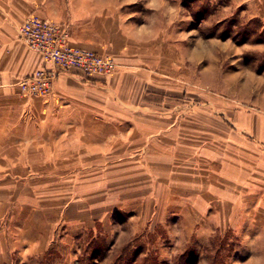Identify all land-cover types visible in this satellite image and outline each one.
<instances>
[{
  "label": "crops",
  "instance_id": "1",
  "mask_svg": "<svg viewBox=\"0 0 264 264\" xmlns=\"http://www.w3.org/2000/svg\"><path fill=\"white\" fill-rule=\"evenodd\" d=\"M228 1L264 26V0ZM30 15L66 27L70 46L111 56L115 73L70 71L48 97L22 94L19 82L44 66L17 33ZM130 17L113 0H0V263L43 256L54 235L99 221L107 205L167 193L191 235L252 227L264 239V109L224 106L211 138L184 97L190 86L151 46L158 36Z\"/></svg>",
  "mask_w": 264,
  "mask_h": 264
},
{
  "label": "rangeland",
  "instance_id": "2",
  "mask_svg": "<svg viewBox=\"0 0 264 264\" xmlns=\"http://www.w3.org/2000/svg\"><path fill=\"white\" fill-rule=\"evenodd\" d=\"M113 1L158 36L151 46L163 49L165 67L190 86L184 97L196 102L197 126L211 138L224 125V106L227 115L264 109V26L258 19L228 0ZM164 198L107 205L99 221L90 218L83 227L70 226L68 235H54L43 256L17 251L0 264H264V239L252 227L212 226L191 235L188 214H174L182 204L169 202L168 193Z\"/></svg>",
  "mask_w": 264,
  "mask_h": 264
},
{
  "label": "built area",
  "instance_id": "3",
  "mask_svg": "<svg viewBox=\"0 0 264 264\" xmlns=\"http://www.w3.org/2000/svg\"><path fill=\"white\" fill-rule=\"evenodd\" d=\"M17 33L27 49L40 55L44 63L32 76L19 82L25 96L48 97L55 80L70 71L79 72L91 81L105 80L116 70V63L111 56L70 46L66 27L37 16L26 17Z\"/></svg>",
  "mask_w": 264,
  "mask_h": 264
}]
</instances>
